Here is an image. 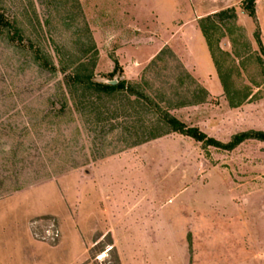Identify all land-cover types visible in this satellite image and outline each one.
Returning <instances> with one entry per match:
<instances>
[{
	"label": "rangeland",
	"instance_id": "374dc122",
	"mask_svg": "<svg viewBox=\"0 0 264 264\" xmlns=\"http://www.w3.org/2000/svg\"><path fill=\"white\" fill-rule=\"evenodd\" d=\"M226 9L235 19L211 20L209 48L199 25ZM0 12L17 30L0 32V260L264 264V142L237 143L264 133V0H0ZM80 64L204 141L136 145L155 108L124 93L82 108L65 84ZM200 88L204 103L180 106Z\"/></svg>",
	"mask_w": 264,
	"mask_h": 264
},
{
	"label": "trees",
	"instance_id": "16d2710c",
	"mask_svg": "<svg viewBox=\"0 0 264 264\" xmlns=\"http://www.w3.org/2000/svg\"><path fill=\"white\" fill-rule=\"evenodd\" d=\"M250 1V0H248ZM249 18L256 22L254 7L252 4L244 6L243 8ZM227 13H231V18L235 19V14L233 9H226L221 11L220 13H215L212 17H207L206 21L211 24L210 28L204 27L202 24L199 25L200 31L205 38V42L209 48H211L210 44V37L208 35L209 31H213L214 27L212 25L211 20L213 18H217L219 20H223V17L226 16ZM213 29H212V28ZM14 29L12 25L5 19L4 15L0 12V32L3 30ZM15 30L14 36L17 34V30ZM172 57L174 55L167 50ZM179 61V60H178ZM182 71L185 72V68L181 63L179 64ZM83 64H80L78 68L72 71L71 74L65 75V84L70 90V92H75L77 94L79 91L81 92V96L84 98L83 103L81 104L82 108H91L97 111L99 110L100 105L99 103H103L104 99L107 97L114 96L116 94H127L130 95L128 98L125 97V101L130 105H135L136 107L140 108L141 110H146L148 112L151 110V106L155 108L156 112L160 116L156 123H152L151 129L147 130V128H142L144 131L141 133V139H138L135 144H142L146 143L160 137L169 135V134H179L185 137H189L196 142H203L205 137L201 134L197 129H189L184 124L180 123L177 119L171 116L168 112L162 111L159 106H157L148 96H146L142 92H137L134 87L129 86L126 87L125 82H118L116 84H100L94 83L91 81L92 71L83 70ZM84 72V74L82 73ZM87 72V73H86ZM188 78V74H186ZM201 89V88H200ZM202 98L196 99V101H192L190 103L181 104L180 106H192L199 103H204L205 97L207 96L205 90H200ZM126 95V96H127ZM80 97V96H79ZM88 97V98H87ZM89 97H95V102H90L88 99ZM135 98L133 101H130L129 98ZM101 108V107H100ZM148 110V111H147ZM98 112V111H97ZM104 113H99V115H103ZM245 140H257L264 142V133H246L242 134L239 138L237 143L243 142Z\"/></svg>",
	"mask_w": 264,
	"mask_h": 264
},
{
	"label": "crops",
	"instance_id": "0c3cea01",
	"mask_svg": "<svg viewBox=\"0 0 264 264\" xmlns=\"http://www.w3.org/2000/svg\"><path fill=\"white\" fill-rule=\"evenodd\" d=\"M186 48H187L188 61H191V62H189V67H191L192 69H195V71H197L196 73L198 74V77L203 79L209 72L202 73L201 70H199L198 66L193 62L194 61L193 60L194 57H192L193 54L191 53V51H192L191 44L188 42V40H187V46H186ZM140 225L143 226L145 224H143V225L140 224ZM159 227L162 228V229L169 228L168 226L165 227L164 222H160V225L158 226V229H159ZM5 262H7V261L4 260V259H1L0 260V264H6Z\"/></svg>",
	"mask_w": 264,
	"mask_h": 264
},
{
	"label": "water",
	"instance_id": "95a60500",
	"mask_svg": "<svg viewBox=\"0 0 264 264\" xmlns=\"http://www.w3.org/2000/svg\"><path fill=\"white\" fill-rule=\"evenodd\" d=\"M108 84H116L117 81L107 82Z\"/></svg>",
	"mask_w": 264,
	"mask_h": 264
}]
</instances>
